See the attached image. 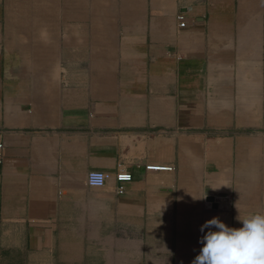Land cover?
Segmentation results:
<instances>
[{"label":"crops","instance_id":"1","mask_svg":"<svg viewBox=\"0 0 264 264\" xmlns=\"http://www.w3.org/2000/svg\"><path fill=\"white\" fill-rule=\"evenodd\" d=\"M0 142V264H192L264 214V0H0Z\"/></svg>","mask_w":264,"mask_h":264},{"label":"clouds","instance_id":"2","mask_svg":"<svg viewBox=\"0 0 264 264\" xmlns=\"http://www.w3.org/2000/svg\"><path fill=\"white\" fill-rule=\"evenodd\" d=\"M229 227L218 217L200 227L199 255L192 264H264V214H254Z\"/></svg>","mask_w":264,"mask_h":264},{"label":"built area","instance_id":"3","mask_svg":"<svg viewBox=\"0 0 264 264\" xmlns=\"http://www.w3.org/2000/svg\"><path fill=\"white\" fill-rule=\"evenodd\" d=\"M179 21L183 22L184 17L179 16ZM184 23L181 24L183 26ZM3 151H4V145L0 142V164L3 163ZM149 170H172V168L167 167H148ZM111 178V175L103 172V171H91L87 175V183L90 187L94 188H102L104 187L109 179ZM133 175L130 172L127 171H121L116 175V180L120 184L118 190L119 193L122 194L124 192L123 184L127 182H131L133 180Z\"/></svg>","mask_w":264,"mask_h":264}]
</instances>
